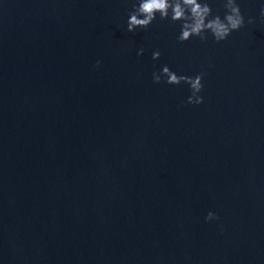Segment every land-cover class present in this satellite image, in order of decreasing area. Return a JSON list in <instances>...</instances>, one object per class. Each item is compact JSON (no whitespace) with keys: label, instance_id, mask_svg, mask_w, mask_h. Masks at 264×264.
<instances>
[{"label":"water","instance_id":"95a60500","mask_svg":"<svg viewBox=\"0 0 264 264\" xmlns=\"http://www.w3.org/2000/svg\"><path fill=\"white\" fill-rule=\"evenodd\" d=\"M133 2L0 0V264H264V0L183 43Z\"/></svg>","mask_w":264,"mask_h":264},{"label":"clouds","instance_id":"9594fccd","mask_svg":"<svg viewBox=\"0 0 264 264\" xmlns=\"http://www.w3.org/2000/svg\"><path fill=\"white\" fill-rule=\"evenodd\" d=\"M223 7L225 13L221 15L213 14L210 0H134L132 10L127 21V30L135 32L136 29L147 30L150 24L157 18L161 20L171 19V21L181 22V30L176 39L183 43L193 36L199 37L201 41L209 39V35L216 41L226 40L233 31H238L245 24L244 15L241 12L237 0H224ZM260 15L264 17V6L261 7ZM253 18L248 19L252 23ZM144 49L141 47L138 55ZM153 59H158L161 55L159 50L153 52ZM100 61H97V66ZM153 82L162 81L168 84H180L184 82L189 85L191 95L187 102L198 105L203 103V96L200 95L204 88L203 78L205 73L201 72L195 76L178 75L169 66L163 65L162 70L153 72ZM206 220H219V216L209 211Z\"/></svg>","mask_w":264,"mask_h":264}]
</instances>
